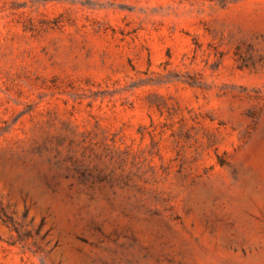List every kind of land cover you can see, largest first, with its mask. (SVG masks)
Wrapping results in <instances>:
<instances>
[{
  "label": "rangeland",
  "instance_id": "rangeland-1",
  "mask_svg": "<svg viewBox=\"0 0 264 264\" xmlns=\"http://www.w3.org/2000/svg\"><path fill=\"white\" fill-rule=\"evenodd\" d=\"M0 264H264V0H0Z\"/></svg>",
  "mask_w": 264,
  "mask_h": 264
}]
</instances>
